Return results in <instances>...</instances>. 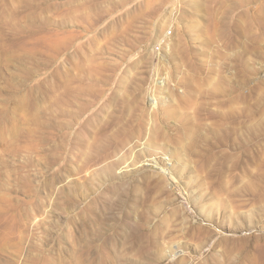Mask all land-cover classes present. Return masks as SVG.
<instances>
[{
  "label": "rangeland",
  "instance_id": "obj_1",
  "mask_svg": "<svg viewBox=\"0 0 264 264\" xmlns=\"http://www.w3.org/2000/svg\"><path fill=\"white\" fill-rule=\"evenodd\" d=\"M0 264H264V0H0Z\"/></svg>",
  "mask_w": 264,
  "mask_h": 264
}]
</instances>
